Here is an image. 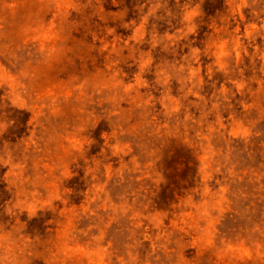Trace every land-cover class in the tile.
I'll use <instances>...</instances> for the list:
<instances>
[{"label":"rangeland","instance_id":"1","mask_svg":"<svg viewBox=\"0 0 264 264\" xmlns=\"http://www.w3.org/2000/svg\"><path fill=\"white\" fill-rule=\"evenodd\" d=\"M0 264H264V0H0Z\"/></svg>","mask_w":264,"mask_h":264}]
</instances>
